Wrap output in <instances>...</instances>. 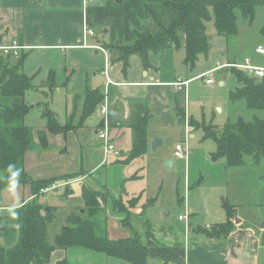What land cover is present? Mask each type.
Instances as JSON below:
<instances>
[{
    "label": "crops",
    "instance_id": "0c3cea01",
    "mask_svg": "<svg viewBox=\"0 0 264 264\" xmlns=\"http://www.w3.org/2000/svg\"><path fill=\"white\" fill-rule=\"evenodd\" d=\"M144 3L145 0H94L90 3H85L84 0H0V46L16 43L22 47L18 52V56L9 55L14 59L25 54L28 56L27 61L31 54L36 53L38 56L49 60L46 53L59 52L65 55L64 58L67 62L66 68L60 70H70L72 58H69L71 56L69 52L90 54L95 51L96 54L89 57L88 64H96L97 61L100 63V65H95L94 68L95 70L99 68L103 72L102 77L96 76L95 78L98 79L99 83L101 82L103 89L97 87L99 83L96 79H94L92 87L87 84V79L84 80L83 97L78 95L82 111L77 120L81 125L87 93L100 92L104 94L108 89L109 117L113 132L112 140L121 153L119 156L106 155L97 135V123L102 118L103 101L96 115L86 118L83 121V126L67 123L70 132L66 137L47 133L48 149H38L41 151L38 154L35 152L27 153L25 171L31 181H41L49 180L50 177L46 172L61 177L68 175V172L72 170L75 171L78 167H82L83 169L86 168V172L89 174L88 179L95 178L99 180L96 174L105 166H108L105 171V182L103 183L110 195L115 200L122 199L124 202L139 197L136 209H140V212L138 211L140 214L143 208L145 210L148 208L145 212L148 219L146 221L148 225L147 233L143 237L139 233L136 234L149 249L150 256L147 264H264V200L252 201L256 202L254 213L244 214L243 219L235 223V229L228 237L218 240L207 239L196 230L208 228L195 227L194 221L191 222L192 217L199 214V209L194 204L200 202V208L205 215L220 218H223L224 214L223 212L217 213L215 208L219 205L224 208V202H229L235 207V217L243 205L233 201V199L227 200L225 198L222 199L223 201L221 200V203L211 200L214 193L221 191L222 186L219 185L221 182L218 181L219 184H214L215 189L212 196L207 199H199L196 203L190 205L187 200L188 194L192 193L189 173L185 177L186 194L189 191L186 199L181 197L178 201L173 200L168 207L160 202L162 186L153 189V193H150V188L145 183L144 169H147L150 162L148 159L146 161V157L151 156L152 153H161V165L171 163L172 167H168H175L172 155L175 154L176 146L182 141L183 133H185L183 142L186 140V128L181 113L184 112L185 116L190 117L194 122L203 123L205 122L203 120H206L205 118L196 119L201 110L220 107L222 112L227 108L229 112L233 113V107L243 103L247 106V103L245 100L237 103L230 102L229 93L238 85L236 82L235 85L231 82L232 77L229 75L217 76L219 71L229 70L232 65L236 66V63L238 64L237 58L230 59L226 63L223 60L216 61L215 67L208 65L204 69L188 72L190 67L185 64V49H167L151 55L152 67L148 69L143 67L142 60L138 56L131 57L130 68L128 72H124L123 63L113 61L105 46L115 43L123 44L125 40L131 43L134 41L132 29L139 30L142 26ZM86 25H89L94 32V36L87 39L84 35ZM250 26H253V24H250ZM100 29H103V32H99ZM124 35L128 38H125ZM239 35H241V30L238 35L234 36L238 37ZM260 46L264 47V37L263 43L253 44V54L251 57L249 55L245 57V63L250 60L252 65L264 68V55L257 53V48ZM226 54H228V50L224 51L223 57ZM0 55L6 57L2 52H0ZM57 56L56 54L51 55L50 59H55ZM30 59L32 58L30 57ZM245 63L240 62L242 65ZM25 64L24 72L27 74ZM177 65L180 67L178 70H176ZM35 68L38 70V67ZM51 72L57 81L55 89L59 88L60 91L62 86L59 83L58 72L51 69L47 81L43 84V86L49 88L47 94H53L54 92L51 91L48 85ZM223 73L226 74L227 72ZM206 74H210L209 77L213 78L214 84H207L208 77L204 76ZM28 76L33 77L29 74ZM180 81L189 82L187 88L179 90L175 84ZM66 83L67 81L63 82L65 85ZM217 83L219 84L217 85ZM86 87H90L91 91H87ZM141 106L148 112V152L146 155L133 160L130 164L124 165L122 162L129 156L134 147L135 133L132 120L140 112ZM54 113L57 115L56 112ZM75 116H77L76 113L71 116H68L67 113L66 118H75ZM240 118L237 116L232 117L236 121ZM72 126H75L78 130L73 131ZM45 129L46 127L43 130ZM197 133H200L202 137L204 136L195 127L194 131L188 136V143L189 139L195 141L201 138ZM156 138H160L162 143L158 144L153 151L151 143ZM203 139L207 140L205 137ZM215 152L208 154L205 160H211V156ZM39 153H43V155H39ZM198 158L192 151L189 162L184 163L187 171L191 172V164ZM211 161L216 163L213 160ZM39 163H47L43 169L44 172L41 171L42 167ZM161 165L158 168L160 175H156L154 181H157L164 172ZM222 165L226 166V164ZM217 172L219 173V170ZM3 178V174L0 173V230L3 229L10 213L34 199L31 184L6 183ZM261 178L263 179L264 175ZM86 181V177H80L70 179L68 183L72 187L77 184H85ZM176 181L175 174L173 176L174 193L180 197V190ZM201 182L199 181L197 185L199 186ZM62 183L55 184L62 186ZM261 185L257 191L264 195V186ZM150 194H153V197H149ZM149 200H155V203L153 206L146 207ZM189 200L191 202V197ZM176 203L184 206V213H179L178 222L167 220L166 216H169L171 211L177 212ZM46 205L58 208V206L51 205V203H46ZM248 207L254 210L251 205H248ZM136 209L133 210V216ZM162 214L163 217H161ZM185 214L188 215V220L181 221L179 217ZM116 220L107 221V231L111 230L116 234H122L124 238H130L129 229L122 225L119 218V222ZM225 222L227 221L216 222L212 227ZM183 225H185L184 229L182 228ZM207 225H210V223H207ZM134 226L132 224L130 228L132 230L133 228L136 229L137 227ZM55 252L49 264H55L64 258L67 259L65 254L59 253L56 256L58 259L54 260Z\"/></svg>",
    "mask_w": 264,
    "mask_h": 264
},
{
    "label": "trees",
    "instance_id": "16d2710c",
    "mask_svg": "<svg viewBox=\"0 0 264 264\" xmlns=\"http://www.w3.org/2000/svg\"><path fill=\"white\" fill-rule=\"evenodd\" d=\"M264 7V0H145L144 20L141 28L133 30L134 41L130 44H111L105 46L113 61L123 63V71L128 72L131 57L138 56L143 67L151 66V55L167 49L186 51L185 64L194 69L198 57L206 53L210 47L207 35V22L214 21L216 33L221 37L238 35L242 26L239 15L249 27L255 23L258 7ZM264 37V25L260 29ZM27 55L19 58L0 55V173L4 182L26 184L31 182L25 171L27 153L49 147L47 133L68 135L69 124L60 125L54 111L44 107L42 117L46 120V129L35 133L33 128L24 125L25 118L32 112L26 101L28 92L35 89L34 77L24 73ZM237 78V87L229 93L232 103L245 100L248 109L264 112V77L231 68ZM51 91L57 86L53 73H50ZM51 94V93H50ZM105 95L100 92H88L84 103L83 120L96 115L104 101ZM184 118V117H182ZM198 129L205 131V138L217 144V151L212 154L214 162L225 159L230 167H242L247 164L246 157L251 155L255 161L264 160V119L257 118L252 123L242 118L234 123H227L224 132L212 131L214 127L205 122L192 121ZM134 128V147L127 159L122 162L130 164L148 152V112L141 106L140 112L132 120ZM211 127L212 129L208 128ZM79 174V173H78ZM77 175H65L66 179H74ZM80 178V177H79ZM76 179V178H75ZM61 183L52 180L33 181L40 187ZM97 189L87 185L83 187L82 198L84 208L88 212L73 213L68 216L69 226L63 227L51 244L49 228L55 222L58 208L41 205L38 197L17 208L6 220L0 230L8 246H0V264H49L54 251L68 248H86L104 253L109 257L130 264H147L150 256L148 247L139 236L113 239L109 236L106 223L104 226L97 218L103 214L101 207H110L119 215L123 226L132 225L133 210L139 197L131 199L128 206L122 200H115L106 185L94 180ZM38 188V187H37ZM125 190L123 189V192ZM72 191L66 192V197ZM113 202H111V200ZM110 203V204H109ZM155 200H149L147 206H153ZM228 220L209 229L196 230L208 239H224L235 229V207L224 202ZM88 213V214H87ZM145 213V208L141 214ZM92 217V219H89ZM105 229L104 234L100 230ZM55 264H71L66 258Z\"/></svg>",
    "mask_w": 264,
    "mask_h": 264
},
{
    "label": "rangeland",
    "instance_id": "374dc122",
    "mask_svg": "<svg viewBox=\"0 0 264 264\" xmlns=\"http://www.w3.org/2000/svg\"><path fill=\"white\" fill-rule=\"evenodd\" d=\"M239 15V25L242 26L241 29V35L238 37L233 36L230 38L227 37H221L218 36L216 33V29L214 26V21L207 22V35L210 42V47L208 51L199 57V61L196 64V67L194 69H189L188 72H192L197 69H204L208 65H212L211 67L216 66V61H225V63L228 60H232L233 58H237L236 61H238V64L236 65H242L240 62L245 63V57L249 55L250 57L253 54L252 46L253 44L263 43V37L261 35L260 29L262 25L264 24V7L260 6L257 9V16L255 23L252 27H249L246 23V21ZM89 30H92L89 25H86ZM136 29L133 28L132 31ZM93 31V30H92ZM99 32H103V29L98 30ZM85 35V34H84ZM94 36V35H93ZM90 36H85V39H87ZM125 38H128L124 35ZM130 41H123L124 45L130 44ZM228 50V54H226L225 57H223L224 51ZM71 56L69 58H72L71 60V67L70 70H60L64 67L66 68L67 62L64 54L62 53H46L47 59L42 58L38 56L36 53L31 54V58L29 57V60L26 61V73L27 75H31L34 77L33 84L36 86V89L31 90L28 92L26 96V101L31 106L32 112L25 118L24 125L28 126L30 128H33L35 130V133L39 130H43L47 123L46 120L42 117V112L44 107L47 109L53 110L57 113L59 124H67V123H75L77 126H83V119H81V125H79L78 117L81 116L82 106L80 104V100L78 98V95L83 97V91H84V80L87 79V84L92 87L94 79L97 77H102L101 70L98 68L95 70V65H100V63L97 61L96 64L89 65V57L94 56L96 53L93 51V53L87 54V53H74L69 52ZM58 55L57 58H51V55ZM68 54V53H67ZM7 56V55H6ZM9 56V55H8ZM13 56V55H12ZM186 56V54H185ZM17 58V57H15ZM62 64V65H61ZM35 67H38V70H36ZM41 67V68H40ZM231 68H236L234 65H232L229 70H223L219 71L217 74L218 77L221 76H231L232 77V83L235 85V82L237 83V79L233 73L230 72ZM53 69L54 71L58 72L59 74V83L62 84L60 87L61 90L59 91V88L55 89L53 94H50L49 88L46 86H43L45 81L48 79V73L49 71ZM180 69V67L177 65L176 70ZM238 69V68H237ZM223 72H227L224 74ZM25 73V72H24ZM69 78L67 79V77ZM67 81L66 85L63 84V82ZM58 83V84H59ZM219 83H217L218 85ZM220 86V85H219ZM90 87H86L87 91H91ZM97 87H100L103 89V85H101V82ZM108 91V89H106ZM105 95V94H104ZM105 100V97H104ZM245 102V101H243ZM104 104V103H103ZM233 113L229 112L227 108L222 112L220 110V107H211L207 108L206 110H201L200 114L196 116V119H203L205 118L206 125L214 127L213 129L211 127H208L212 129V131H218L219 133L224 132V127H226L227 123H234V119L232 117H241L244 121L252 123L257 118L264 119V112L262 111H256L252 109H248L245 103L236 105L233 107ZM68 116H71L73 113H76L77 116L75 118H66ZM110 115V111H109ZM181 116L184 117L183 123H185V114L184 112L181 113ZM189 118L190 125L195 129L194 125L192 124V119ZM199 123V122H198ZM214 124V125H213ZM88 126V125H86ZM84 126V127H86ZM106 126L103 125V119L101 118L97 123L99 140L101 142V146L103 149V152H115L116 150L110 149V140H105L101 137V135L106 132L102 131ZM109 129H110V137L113 138V132H112V125L110 123V117H109ZM73 131L78 130L75 126H72ZM148 130V128H147ZM102 131V132H101ZM194 131V130H193ZM70 132V128L68 130V133ZM199 132H202L204 136L200 133H197L201 138L199 140L192 141V139L183 142L185 138V133L182 135V141L179 143L184 146L185 149L188 150V157L187 160H182L175 157V154L172 155V160L175 163L174 168H169L166 166L167 163H163L161 165V153H152L151 156L146 157L150 160L149 165L147 166V169H144L145 175V183L148 184V188H150V193H153V189H158L160 186H162V195H161V203H164L165 207L170 206L169 203H172L173 200L178 201L179 198L184 197L186 199V184H185V177L186 175H189L190 173V185L192 193L187 196V200L189 201L190 205H193L196 203L199 199H207L209 196L213 195V190L215 189L214 184H219L222 186L221 191L218 193H214L211 200L216 201L217 203H221L222 199H233V201H236L238 203H242V207L236 217L233 218L235 223L243 219L244 214H252L255 211L256 202L252 201H263L264 195L261 192H258L260 184L261 186H264V178L262 179L261 176L264 175V160L255 161L251 155H248L246 157L247 165L242 167H228L226 160L220 159L216 161V163H213L211 160H205V157L210 154L211 152H215L217 145L216 143L211 140L207 139L204 140L205 137V131L202 129H199ZM108 134V132H107ZM113 146L116 148V145L114 141L112 140ZM175 147V146H173ZM194 151L195 156H198L199 158L192 162L191 164V172L185 167V162L188 163L190 159V155ZM38 154V152H41L40 150L34 151ZM120 153V152H119ZM121 154V153H120ZM119 154V155H120ZM39 155H43V153H39ZM127 159V158H126ZM125 159V160H126ZM182 163V168H181ZM47 164V163H46ZM46 164L39 163V165L42 167V170L44 172V167H46ZM226 166L224 167V165ZM161 168L164 170V172L161 174V177L157 181H154L156 178V175H160L158 172V168ZM207 167V168H206ZM79 169V170H77ZM75 171L68 172V175L75 174L77 175L75 178L79 177H86L85 184H77L75 186L70 185L69 180L66 179L63 181V177L60 175H48L49 180L56 179L58 182H63L62 186H59L58 184L50 185L51 189L47 186L40 187L37 184H33V181L26 183L31 184L33 187L34 192V198L38 197V201L41 205H45L46 203H51V205L58 206L57 211L55 212L56 220L55 222L50 226L49 228V236H50V242L51 244L55 243V237L58 233L61 232L62 228L65 226H69V222H67L68 216L77 213L82 214L84 212H88L87 208H84V201L82 198V191L83 187L85 185L97 189V185L95 184L94 180L95 178L88 179V175L86 172V168L83 169L82 167H78ZM108 169V166H105L102 170H100L96 177L99 179L100 182H105V171ZM219 170V173L217 172ZM158 172V173H157ZM79 173V174H78ZM176 174V184L179 187L180 190V197L175 195L174 193V186H173V176ZM52 175V176H51ZM74 178V179H75ZM244 178H247L246 180ZM42 181V180H41ZM202 181L200 185L198 186V182ZM204 182V183H203ZM56 183V182H55ZM61 184V183H60ZM157 185V186H156ZM38 187V188H37ZM189 187V183H188ZM59 188L57 191L56 189ZM264 189V188H263ZM72 191L71 194L66 197V192ZM160 191V190H159ZM164 193V195H163ZM64 194V195H63ZM153 194H150L149 197H153ZM163 196V197H162ZM191 197V202H190ZM111 202L112 199H110ZM122 200V199H121ZM242 200V201H241ZM123 201V200H122ZM223 201V200H222ZM244 201V202H243ZM124 202V201H123ZM129 201L124 202L125 205L128 206ZM261 203V202H259ZM110 204V203H109ZM195 207L199 209V214L194 215L191 219V222L194 221L195 227H201V228H208L210 229L214 223L219 221H227L228 217L227 214L224 211V208L222 206H218L215 208V211L223 212V218H220L218 216H207L200 208V202H198ZM248 205H251L254 210L250 209ZM138 206V203L136 207ZM144 207V206H143ZM142 207V208H143ZM184 206L179 205L178 203L175 204V208L177 209V212L171 211V214L169 216H166L167 220H176L178 222V216L179 213H184ZM148 209V208H147ZM146 209V210H147ZM183 209V210H181ZM103 214L98 213L97 218L102 222L103 226L110 221H118V218L122 220V218L114 214L112 210H110V207H101ZM145 210V212H146ZM140 209H136L134 212L132 224L135 225L134 227H137L136 229L133 228V230L130 228V226H127L129 229L128 233L129 236L135 237L137 233H139L142 237L145 236L147 233V227L146 224L147 216L146 213L144 215H141L139 212ZM88 214V213H87ZM12 213H10V216ZM164 215L162 214L161 217ZM89 219H92V217H89ZM150 222V221H149ZM190 222V223H191ZM207 223H210V225H207ZM240 223V222H239ZM151 224V222H150ZM215 225V224H214ZM184 226L182 228L184 229ZM191 226L189 225V228ZM108 229V228H107ZM144 229V230H143ZM108 234L110 237L115 238H124L122 234H116L112 232L111 230H108ZM100 234H104L105 229L102 231H99ZM206 238V237H205ZM208 239V238H207ZM0 246H8L5 239L0 236ZM61 253L65 254L67 257V260L71 262L72 264H130L125 261L116 259L114 257H109L105 255L104 253L96 252L93 250H89L86 248H68V249H58L56 250L54 254V260H57L56 256ZM52 259V258H51Z\"/></svg>",
    "mask_w": 264,
    "mask_h": 264
},
{
    "label": "built area",
    "instance_id": "2783aa9c",
    "mask_svg": "<svg viewBox=\"0 0 264 264\" xmlns=\"http://www.w3.org/2000/svg\"><path fill=\"white\" fill-rule=\"evenodd\" d=\"M94 0H84L85 3H90L93 2ZM84 34L85 36H93L94 32L92 30H89L87 28V26H85L84 29ZM22 49V47L18 46L16 43H13L12 45H2L0 46V52H2L4 55H14V56H18V52L19 50ZM257 53L260 55H264V47H258L257 48ZM235 66V65H234ZM238 69L243 70L244 72L250 73V74H254L256 77L262 78L264 77V68H260V67H256L254 65L251 64L250 60H247L245 64L243 65H236L235 66ZM210 74H206L204 75L205 77H208V79L206 80L207 84L211 85L214 84V80L213 78L209 77ZM189 82H178L175 85L177 86V88L179 90H183L184 88H187ZM105 100H104V104L102 105V109H101V115H102V119H103V125L106 126L104 129H102V131H106L104 132L101 137L103 139L110 140V149H115V152H105L106 155H115V156H119V150L117 148H115L112 144V138L110 137V127H109V106H108V93L107 91H105ZM185 128H186V140L188 139V136L191 132H193V127L190 125V121L189 118L187 116H185ZM101 131V132H102ZM108 132V134H107ZM184 141V142H185ZM175 156L179 159L182 160H187L188 157V150L184 148V146L182 144H179L176 146L175 149ZM179 219L181 221L184 220H188V215H182L179 217Z\"/></svg>",
    "mask_w": 264,
    "mask_h": 264
},
{
    "label": "water",
    "instance_id": "95a60500",
    "mask_svg": "<svg viewBox=\"0 0 264 264\" xmlns=\"http://www.w3.org/2000/svg\"><path fill=\"white\" fill-rule=\"evenodd\" d=\"M0 114L3 116L5 114V109H0ZM162 140L160 138H156L152 141L151 146L153 151L156 149V147L158 146V144H161ZM167 166L172 167V164L169 163L167 164ZM238 222V221H237Z\"/></svg>",
    "mask_w": 264,
    "mask_h": 264
}]
</instances>
